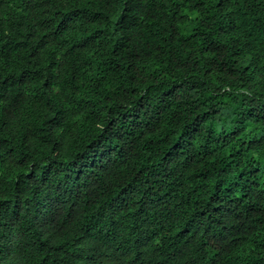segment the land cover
Segmentation results:
<instances>
[{
	"label": "trees",
	"instance_id": "16d2710c",
	"mask_svg": "<svg viewBox=\"0 0 264 264\" xmlns=\"http://www.w3.org/2000/svg\"><path fill=\"white\" fill-rule=\"evenodd\" d=\"M0 264H264V0H0Z\"/></svg>",
	"mask_w": 264,
	"mask_h": 264
}]
</instances>
